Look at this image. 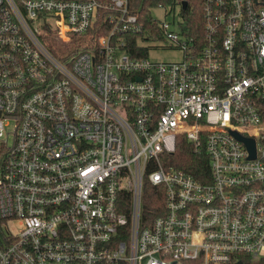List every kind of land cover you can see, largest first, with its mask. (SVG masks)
Returning <instances> with one entry per match:
<instances>
[{
    "label": "built area",
    "instance_id": "obj_1",
    "mask_svg": "<svg viewBox=\"0 0 264 264\" xmlns=\"http://www.w3.org/2000/svg\"><path fill=\"white\" fill-rule=\"evenodd\" d=\"M128 2L0 0V264H264V0H202L200 36L152 18L160 38ZM47 29L85 47L57 58Z\"/></svg>",
    "mask_w": 264,
    "mask_h": 264
},
{
    "label": "trees",
    "instance_id": "obj_2",
    "mask_svg": "<svg viewBox=\"0 0 264 264\" xmlns=\"http://www.w3.org/2000/svg\"><path fill=\"white\" fill-rule=\"evenodd\" d=\"M182 2H185V6L182 7ZM202 0H129L128 10L134 14L139 22L144 26L145 30H148L150 35L159 36L156 23L153 21L151 11L159 7H169L174 10L176 7L179 11L176 13L177 23L182 29H186L188 33L192 35L201 34L203 27L202 20ZM99 28V25H98ZM97 29V28H96ZM94 31V30H93ZM97 35H100L107 31V29L101 28L97 30ZM95 33V32H90ZM40 39L44 43L47 50L55 57L61 58V52L70 51L76 48H84L87 38L72 37L68 42H63L57 38L52 30L47 29L44 35H40ZM76 44V45H74ZM132 51H136L139 54H145L146 49L143 47H133ZM177 150L171 156L172 163L176 167L185 170L187 173L193 175L194 178L202 181L209 179L208 174V157L201 153L200 155L192 151L191 146L186 142L183 136L177 138ZM142 203V214L154 213L159 211L162 198L156 197V189L150 184L145 183ZM160 196V195H159Z\"/></svg>",
    "mask_w": 264,
    "mask_h": 264
},
{
    "label": "rangeland",
    "instance_id": "obj_3",
    "mask_svg": "<svg viewBox=\"0 0 264 264\" xmlns=\"http://www.w3.org/2000/svg\"><path fill=\"white\" fill-rule=\"evenodd\" d=\"M178 11V7H176L174 10L170 9L169 7L157 8L151 11V16L159 22L163 20L171 21L173 17L175 20H177L176 13ZM148 52L149 58L157 61H167L179 58V54H177L176 52H171L164 49H154L152 47H149Z\"/></svg>",
    "mask_w": 264,
    "mask_h": 264
},
{
    "label": "water",
    "instance_id": "obj_4",
    "mask_svg": "<svg viewBox=\"0 0 264 264\" xmlns=\"http://www.w3.org/2000/svg\"><path fill=\"white\" fill-rule=\"evenodd\" d=\"M184 6H185V2H182V7H184ZM238 139L243 141L247 145V147H248V149L250 151V157H253L254 156V150H253V142H252V140L243 138L241 136H238ZM236 264H241V263L238 262Z\"/></svg>",
    "mask_w": 264,
    "mask_h": 264
}]
</instances>
